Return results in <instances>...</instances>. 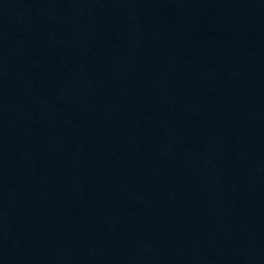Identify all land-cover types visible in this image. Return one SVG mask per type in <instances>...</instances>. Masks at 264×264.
I'll return each mask as SVG.
<instances>
[{
	"label": "water",
	"instance_id": "1",
	"mask_svg": "<svg viewBox=\"0 0 264 264\" xmlns=\"http://www.w3.org/2000/svg\"><path fill=\"white\" fill-rule=\"evenodd\" d=\"M0 264H264V0H0Z\"/></svg>",
	"mask_w": 264,
	"mask_h": 264
}]
</instances>
